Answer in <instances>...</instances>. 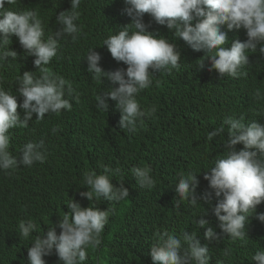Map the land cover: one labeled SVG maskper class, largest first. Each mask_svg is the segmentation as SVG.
Listing matches in <instances>:
<instances>
[{"label": "clouds", "instance_id": "clouds-1", "mask_svg": "<svg viewBox=\"0 0 264 264\" xmlns=\"http://www.w3.org/2000/svg\"><path fill=\"white\" fill-rule=\"evenodd\" d=\"M79 34L96 44L83 64L90 73L89 113L82 109V92L65 81L62 70L68 60L62 41ZM17 55L31 67L20 71L9 90L0 87V171L10 175L44 162L39 129L49 113L63 112V131L85 135L88 145L100 135L96 155L106 160L128 143L160 153L190 129L218 142L215 137L224 129L209 131L210 112L230 110L234 118L224 122L227 151L203 178L181 172L171 185L172 196L186 200V217L210 207V220L200 216L196 223L208 227L204 238L221 248H244L258 226L260 238L241 264H264V0H0V62ZM11 88L22 101L23 119ZM31 117L37 140L12 149L9 129L26 127ZM110 171L85 172L87 191L80 194L89 201L127 198L128 189L122 182L114 186ZM131 173L141 188L154 187L149 167ZM5 185L0 181V224L9 221L16 205L21 218L15 238L23 245V264L93 263L91 252L101 243L108 209L82 208L69 198L60 217L46 202L19 196ZM173 220L168 223L174 225ZM12 255L10 237L0 238V264L11 262ZM150 256L152 264H209L210 258L207 245L185 232L183 243L158 233Z\"/></svg>", "mask_w": 264, "mask_h": 264}, {"label": "trees", "instance_id": "trees-1", "mask_svg": "<svg viewBox=\"0 0 264 264\" xmlns=\"http://www.w3.org/2000/svg\"><path fill=\"white\" fill-rule=\"evenodd\" d=\"M35 1V0H33ZM125 16L122 14L120 18ZM153 33L160 29L149 28ZM68 60L63 63L62 70L64 79L68 84L82 92L84 112L89 113L85 91L90 73L85 64L84 57L90 48L96 44L87 34H79L75 40L68 37L62 41ZM81 63V64H79ZM31 63L22 55L17 58H8L0 62V87L9 90L20 76V71L27 70ZM11 93L17 95V112L21 119L24 117L23 110L19 107L22 102L15 89ZM35 113H33L34 115ZM32 115V117H33ZM91 115V113H90ZM31 117L27 126H16L9 129L10 146L16 150L30 141H36L38 129L36 122ZM66 116L63 112L49 113L39 129L45 142L46 159L43 163L37 162L31 167L17 169L10 175L0 171V181L5 182L7 188H11L17 195H32L37 200L46 202L54 208L60 217L66 208V202L76 201L82 208L96 207L99 210H109L108 222L101 233V243L91 252V258L99 264H152L150 248L157 242V234L164 232L180 238L183 243V234H193L200 239L202 245H207L209 264H241L249 254V245L259 240V228L254 226L245 241L242 249L231 248L224 245L223 248L216 245L215 240H206L204 232L206 228H200L196 221L198 217H206L210 220V207L201 209L197 217H186L184 209L188 207L186 200L173 198L171 185L181 172H193L197 179L203 178V172L214 166L217 158L224 155L227 149L224 147L227 141L228 125L224 122L228 118H234L230 110H222L215 107L210 112L208 120L209 131L223 127L224 131L215 138L209 139L207 133H197L194 129L189 132L179 133L172 147L160 153L146 149L136 150L137 142L133 145L128 143L122 153L110 159L103 160L96 152L101 150L100 135L93 136L95 142L86 144V136L75 133L68 135L63 131V122ZM102 120L101 117H98ZM58 129L53 133V129ZM149 167L155 180L154 187L141 188L131 173L134 167ZM108 167L111 171L109 178L113 177L114 186H123L128 189L129 196L119 202L93 199L89 201L80 193L87 191L83 182L85 172L96 171L103 173V168ZM209 168V169H210ZM119 169V172H116ZM29 177L24 185H20L25 177ZM11 183V185H10ZM46 186H50L48 188ZM45 188V191L41 190ZM90 190V189H88ZM179 207H177V202ZM173 218L174 225L168 223V218ZM21 215L16 205L10 210V219L0 224V238L10 237L12 243V257L8 264H23V245L15 238L19 231L17 223ZM186 248L187 246L184 245ZM227 252V254H225ZM88 250L87 260L91 261ZM192 264H195L193 261Z\"/></svg>", "mask_w": 264, "mask_h": 264}]
</instances>
